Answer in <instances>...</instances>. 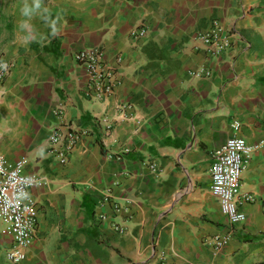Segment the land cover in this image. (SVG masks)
<instances>
[{
	"label": "crops",
	"instance_id": "0c3cea01",
	"mask_svg": "<svg viewBox=\"0 0 264 264\" xmlns=\"http://www.w3.org/2000/svg\"><path fill=\"white\" fill-rule=\"evenodd\" d=\"M213 19L238 33L216 58L197 36ZM87 47L116 67L113 95L90 92L75 58ZM0 60L12 64L0 86V156L25 159L39 179L22 264H264V0H0ZM201 67L213 76L190 74ZM59 118L92 128L66 164L48 147ZM237 121V135L259 146L242 178L257 201L233 226L211 193V167ZM109 191L118 213L103 204ZM228 233L219 250L206 243ZM11 245L0 220V264H13Z\"/></svg>",
	"mask_w": 264,
	"mask_h": 264
},
{
	"label": "built area",
	"instance_id": "2783aa9c",
	"mask_svg": "<svg viewBox=\"0 0 264 264\" xmlns=\"http://www.w3.org/2000/svg\"><path fill=\"white\" fill-rule=\"evenodd\" d=\"M149 30L147 25H143L132 33V37L140 41L147 37ZM197 36L206 46L209 56L216 58L232 50L238 33L220 19H213L207 30ZM104 56L101 49L87 47L78 51L75 57L78 66L88 75L90 92L99 99L113 95L118 82L116 67L108 63ZM11 67L10 61L0 60V86L4 84ZM190 74L195 78L213 76L212 70L204 67L193 70ZM123 108L126 110L130 105H123ZM63 111V107L55 109L58 117L63 115ZM98 122L106 131L113 128L107 117L100 118ZM241 128L240 121L233 124L235 134L214 153L211 167V193L233 226L248 219L242 205L257 201L255 195L243 192L242 178L247 163L259 146L251 145L246 138L238 136ZM91 132L90 126L75 128L60 119L48 137L49 152L58 161L66 164L70 161L81 137ZM144 165L153 172L159 171L155 162L145 161ZM25 168V159L9 162L0 156V220L4 224L5 233L12 239L7 257L13 264H22L27 259V251L34 243L39 222V209L30 195L31 189L39 179L36 174L27 173ZM106 203H112L115 212L121 211V203L114 199L110 191L103 201V204ZM101 218L107 219L104 215ZM113 225L117 231L123 232L125 229L121 222L113 221ZM230 240L231 233L217 234L207 238L206 243L219 250L228 245Z\"/></svg>",
	"mask_w": 264,
	"mask_h": 264
}]
</instances>
